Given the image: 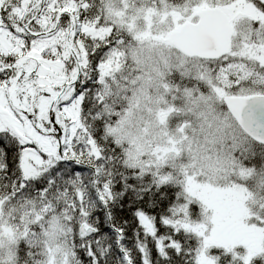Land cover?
<instances>
[{
  "label": "snow or ice",
  "instance_id": "snow-or-ice-1",
  "mask_svg": "<svg viewBox=\"0 0 264 264\" xmlns=\"http://www.w3.org/2000/svg\"><path fill=\"white\" fill-rule=\"evenodd\" d=\"M211 5L264 52V0ZM126 43L112 0H0V264H264V210L128 150L107 107ZM239 199H242L240 197Z\"/></svg>",
  "mask_w": 264,
  "mask_h": 264
},
{
  "label": "trees",
  "instance_id": "trees-1",
  "mask_svg": "<svg viewBox=\"0 0 264 264\" xmlns=\"http://www.w3.org/2000/svg\"><path fill=\"white\" fill-rule=\"evenodd\" d=\"M181 1L183 0H128L126 8L117 10L115 6L118 2L117 0H112L114 12L123 28L126 39V43L121 49L120 65L112 81L111 96L106 98L107 107L118 117L117 123L119 125L124 121L123 116L132 99L135 79L142 72L138 58L134 55L135 51L133 53L131 49L139 45L137 36L142 33H157L170 27L171 25H167V23H170L169 18H171L172 11L178 7L177 5ZM164 13L167 14V19L161 24L159 19ZM236 41H238V38H236ZM188 60L191 61V59ZM196 60L200 62V65H208V70L206 71L205 68H201L199 70L201 73L194 72V75L190 74L185 81L194 90L193 94L195 97L198 91H200L202 97L199 98L198 105L193 104L192 110L189 104L186 106L177 105L174 110L176 118L188 122L192 130L204 128L197 124V121L201 120H204L208 124L210 123L212 129L215 128L216 118L220 114V109H223V105L219 106L217 104L212 89L207 88L211 87L206 84L207 82L220 85L230 94L264 91V71L257 64H252L248 59H245L246 62L243 60L240 62L241 59L228 56L224 61ZM221 62L227 63L230 68L239 66L242 63L251 72L247 75L246 80H242L236 84L234 83V77L231 76L233 73L228 77L221 75ZM256 76L259 77L256 78ZM257 80H261V82ZM212 99L215 104H210ZM182 116L187 118H182ZM195 117H197L196 121ZM169 125L170 122H167L164 126ZM237 130L238 132L227 133L222 137L214 138V145L209 144L204 149L202 145L205 136L202 133L195 135L192 138L193 147L189 150L187 158L193 161L195 159L204 160V157H206L207 161L210 158V160L215 161L224 160L225 163L229 160L227 179H233L247 186L256 197L262 196V193H264V145L252 141L240 128L237 127ZM211 133L209 132L210 135ZM121 139L127 144L129 151L137 156L140 155L136 153V149L129 137H122ZM165 167L170 169L166 173L168 176H172L174 179L183 177L181 161L179 159L161 166L162 169Z\"/></svg>",
  "mask_w": 264,
  "mask_h": 264
},
{
  "label": "rangeland",
  "instance_id": "rangeland-1",
  "mask_svg": "<svg viewBox=\"0 0 264 264\" xmlns=\"http://www.w3.org/2000/svg\"><path fill=\"white\" fill-rule=\"evenodd\" d=\"M180 15L181 17L179 18H184L183 14L180 13ZM188 18H190V16ZM177 20L178 18L173 17L169 22L176 25L178 22ZM165 32L166 31L162 34L158 33V36L160 37L161 35L162 37ZM141 37L143 40L146 36L142 35ZM159 37L156 39L158 40ZM139 50L143 55L145 67L147 61L150 60L147 70L151 68V75H149L148 78H144L141 85L138 87L137 96L126 115L125 124L134 126L135 132L132 133L131 140L136 146L138 154L147 155V153H150L152 159L155 157V161H166L168 158L180 153L179 142L184 139V133L186 132L184 125L188 122L186 123V121L183 120L181 126L177 129H173V131L169 128H158L152 135L150 132H152L151 129L161 126L168 118L170 119V114L175 110L173 103L168 100V94H170L173 89L170 84L172 80L170 82L168 80H163L166 71L168 69L172 70V73L179 69L183 71V66L187 69V66L183 65L187 61L182 58L181 55L176 54L174 56L172 51L168 50L166 46L159 42L155 44L154 42H145L143 40ZM238 52L240 56L244 55V57H246L245 54H249L253 58L260 57L257 56V50L249 46L240 47ZM198 72L200 71L198 70ZM176 91H179V89H176ZM123 127L124 123L121 125V128ZM156 140H158V143L155 142ZM209 164L213 165L214 162L209 161ZM189 176L190 175L186 174V178ZM205 186L212 187V185L209 184ZM231 192L233 195L227 196L222 201L225 219L228 222H230L232 217L237 213L238 205L247 209L246 202L249 198V193L244 188L237 186L231 187ZM240 197H242V199H239Z\"/></svg>",
  "mask_w": 264,
  "mask_h": 264
},
{
  "label": "water",
  "instance_id": "water-1",
  "mask_svg": "<svg viewBox=\"0 0 264 264\" xmlns=\"http://www.w3.org/2000/svg\"><path fill=\"white\" fill-rule=\"evenodd\" d=\"M233 33L224 16L207 7L196 23L186 21L175 27L164 41L189 57L216 59L229 52ZM224 100L241 128L264 143V94L226 96Z\"/></svg>",
  "mask_w": 264,
  "mask_h": 264
}]
</instances>
